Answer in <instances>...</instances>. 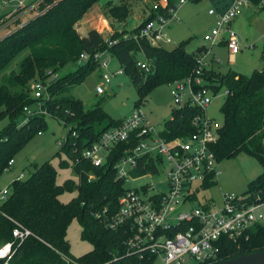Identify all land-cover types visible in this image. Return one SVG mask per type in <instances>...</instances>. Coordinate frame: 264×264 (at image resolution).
<instances>
[{"label":"trees","instance_id":"trees-1","mask_svg":"<svg viewBox=\"0 0 264 264\" xmlns=\"http://www.w3.org/2000/svg\"><path fill=\"white\" fill-rule=\"evenodd\" d=\"M97 1L43 0L39 4V9H44L42 13L0 38V119H7L0 129V176L6 171L8 161L35 134L43 131L45 117L49 115L67 127L65 141L55 153L59 166H71L78 177V182L67 179L58 185L56 168L45 161L35 165L26 178H15L9 183L6 199L0 203V244L11 240L12 220L32 232L17 246L9 264H66L63 255L75 260L74 264L131 262L126 255L125 234L105 228L94 217V212L103 207L115 209L124 192L123 182L116 178L113 168L122 145L114 148L99 167L81 157L84 148L98 141L103 131L117 126L122 118L113 119L101 105L86 109L80 99L70 94L72 85L82 82L97 68L92 58L62 76L57 75L59 70L68 63H76L82 52L106 49L116 56L136 89L138 99L134 106L138 107L155 87L194 75L200 58L206 54L205 47H200L198 54L187 52L186 42L172 49L150 46L133 37L138 26L126 33L114 32L108 38L114 40L110 45L96 29L80 36L75 24ZM168 1L174 5L176 0ZM210 3L219 13L230 4L229 0H210ZM106 7V14L117 20L122 21L128 15V5L124 3L111 5L108 1ZM262 51L264 57V46ZM139 53L148 62L149 71L137 65ZM202 69L200 76L205 86L214 92L226 90L220 107L223 117L220 137L212 145L216 161L243 152L253 156L262 165V171L249 181L242 195H247L248 201H255L256 197L264 200V69L248 75L232 70L222 75L212 68ZM53 74L56 80L47 86V94L40 99L46 112L27 115L23 107H32L37 101L31 97V84L35 80L46 81ZM197 112L198 108L191 105L176 107L164 122L161 134L167 139L189 135L194 130L191 121ZM63 154L66 158L61 157ZM90 174L94 177L89 178ZM216 184V179L207 178L203 187L210 189ZM74 189L75 197L65 203L59 200L62 193ZM73 219L81 226V238L92 245L91 250L78 257H72L66 240L67 228ZM220 248L219 258L211 264L264 250V223L248 229L235 241L223 239Z\"/></svg>","mask_w":264,"mask_h":264},{"label":"built area","instance_id":"built-area-1","mask_svg":"<svg viewBox=\"0 0 264 264\" xmlns=\"http://www.w3.org/2000/svg\"><path fill=\"white\" fill-rule=\"evenodd\" d=\"M42 1L16 0L13 8L0 12V31L9 34L42 13L44 9H39ZM186 1L176 0L171 5L168 0H153L146 19L137 25L133 37L150 46L166 47L171 43L167 30L174 19H178L177 11ZM9 2L2 0L3 4ZM229 3L223 13L217 12L214 6L209 9L215 25L203 36L210 46L224 43L232 60L240 52L242 41L231 28V23L243 6L254 2L229 0ZM256 3L264 8V0ZM106 42L110 45L114 40L106 39ZM206 54L200 58L194 75L170 84L173 102L178 107L191 105L198 108L191 121L192 133L167 139L161 134L163 126L157 128L141 107L134 106L117 126L103 131L98 141L81 151L82 159L99 167L108 160L114 148L122 145L113 168L116 178L123 182L124 192L115 209L103 207L94 212V217L105 228L125 234L126 255L131 258L126 264H211L219 258L223 239L235 241L248 229L264 223V200L258 197L255 201H248L245 194L225 192L221 193L220 201L212 196L198 199L201 190H208L203 187L204 180L216 179L219 172L212 145L218 141L222 126L207 113L214 91L204 85L200 76L202 68L208 66ZM109 55L106 49L82 52L76 62L83 64L88 58L96 62L100 70V83L95 87L97 94H103L104 85L111 80ZM137 65L141 70L149 71L145 59H138ZM121 72L122 68L116 70V73ZM56 77L53 74L46 81L35 80L31 84V97L37 101L32 107H23L27 115L46 112L40 99ZM13 163L14 159H10L6 170ZM93 177L89 175V178ZM144 177L156 182L138 187L130 185ZM22 178L23 172H20L16 179ZM8 190L9 186L0 190V203L6 199ZM12 221L11 240L0 244V264H9L17 246L32 235L31 230ZM63 259L66 264L75 263L64 255Z\"/></svg>","mask_w":264,"mask_h":264},{"label":"rangeland","instance_id":"rangeland-1","mask_svg":"<svg viewBox=\"0 0 264 264\" xmlns=\"http://www.w3.org/2000/svg\"><path fill=\"white\" fill-rule=\"evenodd\" d=\"M111 5H128L127 17L120 21L106 14V3ZM153 0H98L92 8L95 20L104 17L111 31L104 37L109 38L114 32H129L143 20L146 19L148 10ZM16 0H10L8 4H3L0 0V12H6L13 8ZM261 4L250 3L243 6L238 15L231 23V28L241 38L240 52L231 60L224 43H218L210 46L204 39L205 34L215 25L214 15L209 14V9L213 7L210 0H187L177 11L178 19L167 30L171 43L165 48L172 49L181 42H186L185 49L189 53L198 54L200 47H205L206 58L209 61L218 59L211 67L214 72L225 74L227 70H232L238 74H250L257 69H263L264 57V8ZM85 15V22L89 23V17ZM91 19V18H90ZM98 21V20H97ZM84 22V23H85ZM5 30L0 31V37L5 34ZM22 56V55H21ZM19 56L16 61H18ZM139 59H144L143 55H137ZM108 71L112 74L109 83L105 84V92L97 94L95 87L100 83V70L98 68L86 75L79 84L72 85L70 94L80 99L86 109L101 105L103 109L113 118L120 119L130 113L138 99L136 89L132 85L129 77L122 71L116 73L120 68L115 55L108 56ZM211 64V61H210ZM77 63H68L59 70L57 75H64L76 68ZM210 65L207 66L209 68ZM1 83V82H0ZM226 95L225 88L219 89L213 93L212 102L207 109L208 115L214 117L218 125L222 124L223 117L220 107L224 102ZM99 103V104H98ZM178 104L173 102L170 84H161L155 87L141 102L140 106L147 114L148 119L157 127L161 128L166 120L170 118L171 111L176 109ZM7 123V119H0V129ZM67 127L57 119L47 115L45 117V126L41 134H35L20 149L14 157L13 165L0 176V190L9 185L16 176L23 172V178H26L33 172L35 165H40L45 161H50L56 168V183L61 185L65 180L72 179L78 182V177L71 166L60 167L59 157L55 153L60 145L65 141ZM61 157L66 158L63 154ZM218 174L216 176V185L208 190H201L198 199L204 200L213 197L220 201L221 193L234 192L242 194L248 187L250 180L254 179L262 171V165L258 164L256 159L243 152L236 157L218 162ZM154 183L156 180H150L147 177L137 179L130 183L138 187L143 183ZM77 195L76 189L71 192H64L59 196L61 202H68ZM81 226L76 219H73L67 228L66 240L69 243V251L72 257L83 255L92 249V245L80 236Z\"/></svg>","mask_w":264,"mask_h":264},{"label":"crops","instance_id":"crops-1","mask_svg":"<svg viewBox=\"0 0 264 264\" xmlns=\"http://www.w3.org/2000/svg\"><path fill=\"white\" fill-rule=\"evenodd\" d=\"M95 4H93L85 13H84V15L79 19V21H77V23L75 24V28H76V30H77V32L79 33V35L80 36H85L87 33H88V31L90 30V29H96L100 34H102L103 35V37H104V35L107 33L108 34V32H110L111 31V28L108 26V22H107V20L103 17H100V16H98V18L95 20V17H94V15L92 14V12L96 9V7L95 8H92L93 6H94ZM7 12V11H6ZM2 13H5V12H2ZM88 13V15L90 16L89 17V20H90V22L89 23H87V22H85V18H86V14ZM87 15V16H88ZM91 18V19H90ZM98 20V21H97ZM85 22V23H84ZM105 38V37H104ZM105 39H108L107 37L105 38ZM205 60L208 62V65H210L209 66V68H211L212 66H213V64H214V62H216V61H214V59L212 60H210L211 61V64H210V61H209V59H207L206 57H205ZM212 61H214V62H212ZM124 117V116H123ZM122 117V118H123Z\"/></svg>","mask_w":264,"mask_h":264},{"label":"water","instance_id":"water-1","mask_svg":"<svg viewBox=\"0 0 264 264\" xmlns=\"http://www.w3.org/2000/svg\"><path fill=\"white\" fill-rule=\"evenodd\" d=\"M217 264H264V250L229 258Z\"/></svg>","mask_w":264,"mask_h":264},{"label":"snow or ice","instance_id":"snow-or-ice-1","mask_svg":"<svg viewBox=\"0 0 264 264\" xmlns=\"http://www.w3.org/2000/svg\"><path fill=\"white\" fill-rule=\"evenodd\" d=\"M0 254H2V253H0Z\"/></svg>","mask_w":264,"mask_h":264}]
</instances>
